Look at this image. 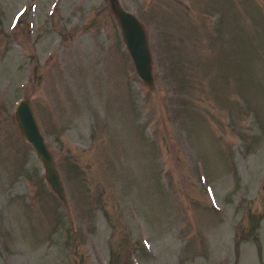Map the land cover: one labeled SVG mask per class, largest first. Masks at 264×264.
Segmentation results:
<instances>
[{
  "label": "rangeland",
  "instance_id": "1",
  "mask_svg": "<svg viewBox=\"0 0 264 264\" xmlns=\"http://www.w3.org/2000/svg\"><path fill=\"white\" fill-rule=\"evenodd\" d=\"M118 2L150 87L108 0H0V264H264V0Z\"/></svg>",
  "mask_w": 264,
  "mask_h": 264
},
{
  "label": "water",
  "instance_id": "2",
  "mask_svg": "<svg viewBox=\"0 0 264 264\" xmlns=\"http://www.w3.org/2000/svg\"><path fill=\"white\" fill-rule=\"evenodd\" d=\"M116 18L124 48L137 77L148 87L152 85L151 58L144 29L137 18L125 10L118 0H108ZM21 138L29 145L41 165L43 180L49 190L65 204L63 186L43 135L36 122L32 107L26 98L19 99L12 113Z\"/></svg>",
  "mask_w": 264,
  "mask_h": 264
}]
</instances>
